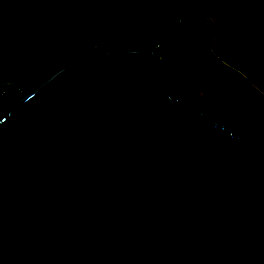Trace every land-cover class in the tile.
<instances>
[{
    "label": "water",
    "instance_id": "1",
    "mask_svg": "<svg viewBox=\"0 0 264 264\" xmlns=\"http://www.w3.org/2000/svg\"><path fill=\"white\" fill-rule=\"evenodd\" d=\"M185 73L91 56L0 118V264H264V147L172 97Z\"/></svg>",
    "mask_w": 264,
    "mask_h": 264
},
{
    "label": "trees",
    "instance_id": "2",
    "mask_svg": "<svg viewBox=\"0 0 264 264\" xmlns=\"http://www.w3.org/2000/svg\"><path fill=\"white\" fill-rule=\"evenodd\" d=\"M157 45L187 71L172 97L264 147V0H0V118L62 69Z\"/></svg>",
    "mask_w": 264,
    "mask_h": 264
},
{
    "label": "built area",
    "instance_id": "3",
    "mask_svg": "<svg viewBox=\"0 0 264 264\" xmlns=\"http://www.w3.org/2000/svg\"><path fill=\"white\" fill-rule=\"evenodd\" d=\"M150 55L153 56V57L156 56L158 58V61H162L163 60L162 52H161V49H160L159 45L155 46V48H153L150 51ZM3 95H4V92L0 91V96H3Z\"/></svg>",
    "mask_w": 264,
    "mask_h": 264
}]
</instances>
